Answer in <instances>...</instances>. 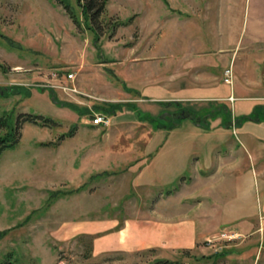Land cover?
<instances>
[{"label": "rangeland", "instance_id": "374dc122", "mask_svg": "<svg viewBox=\"0 0 264 264\" xmlns=\"http://www.w3.org/2000/svg\"><path fill=\"white\" fill-rule=\"evenodd\" d=\"M70 2L80 26L59 0H0V113L60 121L56 127L23 123L19 143L0 155V260L11 253L16 264H154L166 258L251 264L229 255L236 247L232 235L241 236L232 228L208 237L202 250L171 256L153 248L100 253L94 246L100 233H66L77 222L136 211L132 194L147 191L131 194L139 169L134 159L146 156L147 138L167 136L130 109L109 115V125H94L100 113L94 107L134 101L157 113L168 106L158 100L191 86L193 60L216 80L226 82L225 70L232 68V82L264 91V0H109L98 39L77 0ZM117 21L127 23L112 31ZM26 88L31 96L19 93ZM50 89L90 112L57 105ZM185 124L171 136L182 135ZM56 190L65 193L52 198Z\"/></svg>", "mask_w": 264, "mask_h": 264}, {"label": "crops", "instance_id": "0c3cea01", "mask_svg": "<svg viewBox=\"0 0 264 264\" xmlns=\"http://www.w3.org/2000/svg\"><path fill=\"white\" fill-rule=\"evenodd\" d=\"M207 69L191 61V86L158 100L168 108L157 113L141 108L161 117L180 112L184 117L171 130L155 129L167 136L147 138L146 156L134 159L139 169L131 194L147 191L146 196L132 194L137 210L123 218L77 222L67 235L100 233L94 245L100 253L153 248L171 256L202 250L208 237L232 228L241 237L229 255L264 264V91L216 80ZM223 108L232 112L227 124ZM183 122V134L171 136Z\"/></svg>", "mask_w": 264, "mask_h": 264}, {"label": "trees", "instance_id": "16d2710c", "mask_svg": "<svg viewBox=\"0 0 264 264\" xmlns=\"http://www.w3.org/2000/svg\"><path fill=\"white\" fill-rule=\"evenodd\" d=\"M108 2L109 0H77V5L80 7L84 19L86 20V22H88V28L95 33L96 39H98L101 33L104 32V28L102 27L103 24L101 22V16L105 12ZM59 3L63 5L65 11L70 15L72 20L77 25L80 26L81 20L79 19L78 13L75 10L73 4L70 2V0H59ZM124 23L127 22L117 21L114 24H111L112 31H116V28ZM123 86L127 90H131V88H128L126 85L123 84ZM19 93H23L24 96L32 95V91L30 88H26L24 92L20 90ZM49 93L51 98L59 106L69 107L70 109L74 110L80 115H85L90 112L87 107H81L79 104L75 102H67L60 100L57 97V94L54 89H50ZM5 95H11V93L7 92L5 93ZM5 95H1V96H5ZM138 108H139L138 105H136L134 101H125V102L121 101V102H108L107 104H103L102 106H95L94 111L107 115H115L118 111H122L124 109L126 110L130 109L135 112L139 121H147L155 129L166 128L168 130L175 128L184 117L181 112L178 114L179 116L177 117L176 116L173 118L167 116L161 117L160 115H154L152 113L143 111L142 109H138ZM221 114L224 116V120L226 124L232 121V112L230 110H226V108H223ZM25 122L40 124L47 127H56L60 125L59 120L44 114L21 113V112L14 114L13 112L12 113L2 112L0 113V155L5 149L13 148L19 143L21 138V128L23 123ZM67 135L70 136L72 135V133L69 132L67 134H62L61 138ZM175 187H178V185ZM61 193L64 194L65 192H62V190H56L55 192H52L51 197L52 198L60 197L62 195ZM1 234L2 233L0 232V237ZM0 264H16V262L12 254L9 253L5 256L4 259L0 260ZM154 264H187V263L182 262L180 260H173L166 258V259H159Z\"/></svg>", "mask_w": 264, "mask_h": 264}, {"label": "built area", "instance_id": "2783aa9c", "mask_svg": "<svg viewBox=\"0 0 264 264\" xmlns=\"http://www.w3.org/2000/svg\"><path fill=\"white\" fill-rule=\"evenodd\" d=\"M225 81L227 83H231L232 84V78H233V69L232 68H227L225 70ZM69 76L71 78H73V74H69ZM231 99H233V97H231ZM93 122L96 123L95 125H109L111 122V117L107 114H103V113H95V115L93 116ZM224 234V232H223ZM241 237L239 234L234 233L232 235V238H238Z\"/></svg>", "mask_w": 264, "mask_h": 264}]
</instances>
